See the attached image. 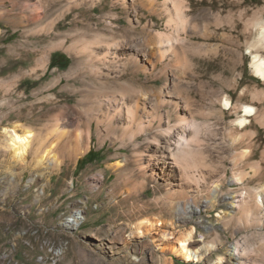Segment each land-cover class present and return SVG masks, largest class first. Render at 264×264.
I'll use <instances>...</instances> for the list:
<instances>
[{
  "label": "rangeland",
  "instance_id": "rangeland-1",
  "mask_svg": "<svg viewBox=\"0 0 264 264\" xmlns=\"http://www.w3.org/2000/svg\"><path fill=\"white\" fill-rule=\"evenodd\" d=\"M185 2L188 23L181 28L176 19L168 25L161 13L163 3L170 6L172 0H153L152 9L140 0H0V252L4 254L0 264H264V231L255 233L251 227L224 224L230 207L223 197L231 192L240 194L244 186L229 181L238 172L232 156L242 154L246 144L232 146L229 121L235 114L229 109L221 111L218 101L224 94L231 105L247 102L264 107V81L251 73V55L246 50L251 40L246 27L255 19H264V0ZM113 32L127 37L120 41L119 60L134 53V48L124 47L127 40L143 42L147 35L154 38L156 46L166 33H178L188 44L174 56L164 57L155 72H135L130 65L118 71L104 69L99 80L105 84L101 86L80 48L86 45L100 52ZM162 71L171 77L167 82L171 93L190 102L187 108L204 127L198 156L222 186L212 209L202 206L206 193L188 192L199 210L184 223L159 206L131 213L128 204L113 205L132 189L136 192L126 201L151 202L168 194L164 191L167 182L176 184L177 180L173 172L154 161L149 170L155 179L142 176L132 144L124 138L121 147L122 140L109 136L100 145L95 123L87 121L96 108L98 90L103 95H119L124 89H158L166 80ZM54 117L69 131L90 126L89 146L71 161L56 147L58 165L49 161L34 166V151ZM13 124L35 134L21 161L14 160L3 145L1 129ZM249 129H258L254 140L260 143L257 155L246 160L247 155L241 156L240 168L250 175L245 161L260 160L264 129L254 120ZM152 135L154 131L149 130L136 140L143 158L162 149L147 144L144 138ZM249 175L243 181L246 190L253 185ZM173 187L171 197L178 199L180 188ZM74 215L82 216L79 225V221H71ZM143 218H158L162 223L153 224L146 234H136L135 226ZM190 229L191 247L204 253L199 262L182 261L165 252L181 232ZM212 241L215 247L207 249ZM235 241L246 255L239 261L228 254ZM45 257H52V262Z\"/></svg>",
  "mask_w": 264,
  "mask_h": 264
},
{
  "label": "bare ground",
  "instance_id": "bare-ground-1",
  "mask_svg": "<svg viewBox=\"0 0 264 264\" xmlns=\"http://www.w3.org/2000/svg\"><path fill=\"white\" fill-rule=\"evenodd\" d=\"M152 1L140 0L141 4L147 6L149 9L153 8ZM161 7V13L164 14L168 25L171 22L174 23L176 19L180 23L179 26H182L181 28L187 27L185 25L188 23L186 13L188 6L185 0H172V5L167 6L163 3ZM135 16L137 15L135 14ZM246 28L251 31V40L246 45V50L251 55V73L258 79H261V81H264V19H255ZM125 33L128 34L127 31ZM125 33L123 35H117L113 32L111 34V40L106 41L105 48L100 50V52H95L91 47L86 45L80 48V53L84 56L85 63L88 64L89 70L98 80L104 73V69L109 71L110 68H113V71H118L120 70L119 67L124 68L125 65H130L135 72L154 71L156 65L162 62L164 57L168 55L174 56L180 47L187 46L186 44H188L186 37H180L178 33L175 35H167L166 33L164 35V41L162 43L160 42L159 46H156L154 44V38L147 35L143 42H139L138 40L129 42L127 40L124 47L134 48V53H128L119 60L118 49L121 46L120 41L124 42V39L127 38ZM140 58H142L143 62H140ZM162 74L166 79L164 86L158 89L151 87L147 92L124 89V92L119 95L112 93L103 95L98 90L95 93L96 108L87 117V121L88 123H95L97 134L101 138L100 145L104 143L106 137L113 136L114 138L122 140L120 146L123 147V139L126 138L132 144L133 151L131 152H133V158H136L138 161V170L142 176L147 175L151 180L155 179L154 172L149 170L150 164L154 161L153 163L161 165L162 168H168L169 171L173 172L177 180L176 184L167 182L164 191L168 194L153 199L151 202H138L134 199H129L127 202L126 199L133 195V192H136L132 189L128 191L127 195L125 194L126 196L122 195V199L114 201L113 205L118 207L128 204L127 209L131 213L133 210L142 212L148 210L149 207L159 206L160 209L166 210L169 217L176 219L179 223H184L189 220L188 218L191 216V213L199 210V205L195 203V197L189 196L188 192H193L197 195L202 194V192L206 193L209 197L206 195V198L202 200V206L203 208L212 209L218 203L219 196L222 193V186L220 180L213 179L212 170L209 168L210 166L208 165L209 167L207 168L208 163H206L203 157L198 156L204 127L197 123L189 110L190 108H187L190 102L171 93V90L167 87V82L171 78L168 72L162 71ZM99 83L103 86L105 81L99 80ZM172 87L175 89L176 84L174 83ZM218 101L219 105L223 108H220L221 111L229 109L235 114V117L229 121L232 129L229 140L232 146L236 143L246 144V148L244 150L241 149L243 153H239L240 155L234 154L232 161L230 160L233 167H237L238 172L234 170L235 172H232L234 175H231L229 181L233 183L242 182L244 186L240 194L231 192L232 194L223 197V199L229 200L228 204L230 207L228 220L224 224H236L241 228L251 227L255 233L263 232L264 148L260 152L259 161L248 162L245 160L257 153V147L260 143L258 144L254 138L258 136V129L250 130L249 127L254 120L259 128L264 129V107L259 109L254 105L255 103L250 104L247 102H237L236 105H231L228 97L224 94L220 96ZM149 130L154 131L155 136L152 135L150 138L143 137L146 139L147 144L157 147L160 146L162 149L153 153L148 152L145 154L146 157L143 158L142 153L137 149L136 140ZM1 133L3 135V145L10 152L11 157L16 161H21L24 153L28 150L30 142L35 138L34 132L28 127L13 124L2 127ZM89 137L90 126H85L84 129H73L69 131L62 126L58 117H54L47 132L40 137L39 143L34 151L32 157L34 166H39L49 161L58 165L60 161L54 151L56 147H59L61 154L65 155L71 161L75 156L87 150ZM161 137L163 141L160 140ZM242 155H247L244 161L245 165L251 168L252 174L250 175L249 172H245L240 168ZM246 174L253 177L252 181L249 180L253 185L251 188H247V190L246 183L243 182L246 180L244 179L245 176H248ZM247 179L251 178L249 177ZM125 184L127 185V183ZM173 186L180 188L181 196L178 199H172L171 197L170 193L175 189ZM153 189L156 190L157 187L153 185ZM236 212L239 213L238 216H235ZM189 213L190 215H187ZM81 217V215H74L71 221H79ZM80 223L81 221L79 223L76 222V225ZM160 223L162 221L158 218L154 220L143 218L135 226L136 234H146L150 229H153V224ZM147 225L148 228L145 227ZM186 230L179 234L175 240L176 242L166 246L165 252L177 256L186 262L202 261L204 253L198 249H194L190 245L189 239L192 236L193 229ZM214 247L215 245L212 241L207 249ZM228 254L236 259V261L246 256L244 250L239 246L238 241L230 245ZM221 259V257L217 258L219 262Z\"/></svg>",
  "mask_w": 264,
  "mask_h": 264
},
{
  "label": "built area",
  "instance_id": "built-area-1",
  "mask_svg": "<svg viewBox=\"0 0 264 264\" xmlns=\"http://www.w3.org/2000/svg\"><path fill=\"white\" fill-rule=\"evenodd\" d=\"M3 257H4V254H1V252H0V259H3ZM45 261H49V262H52V257H45ZM48 264V263H47Z\"/></svg>",
  "mask_w": 264,
  "mask_h": 264
},
{
  "label": "trees",
  "instance_id": "trees-1",
  "mask_svg": "<svg viewBox=\"0 0 264 264\" xmlns=\"http://www.w3.org/2000/svg\"><path fill=\"white\" fill-rule=\"evenodd\" d=\"M50 64H52V62ZM88 156H90V152L86 155V159H88ZM78 162L80 163L81 161Z\"/></svg>",
  "mask_w": 264,
  "mask_h": 264
}]
</instances>
